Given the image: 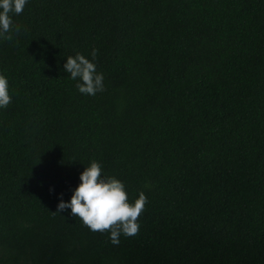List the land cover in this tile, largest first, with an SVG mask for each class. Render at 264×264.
<instances>
[{"label":"trees","instance_id":"trees-1","mask_svg":"<svg viewBox=\"0 0 264 264\" xmlns=\"http://www.w3.org/2000/svg\"><path fill=\"white\" fill-rule=\"evenodd\" d=\"M0 39V264H264V0H28ZM104 76L82 94L77 52ZM96 159L137 235L70 201ZM151 185V187H146Z\"/></svg>","mask_w":264,"mask_h":264},{"label":"clouds","instance_id":"clouds-1","mask_svg":"<svg viewBox=\"0 0 264 264\" xmlns=\"http://www.w3.org/2000/svg\"><path fill=\"white\" fill-rule=\"evenodd\" d=\"M28 0H0V39L13 40L12 33L19 34V25L13 28L12 15L23 12ZM98 50L93 49L92 60L77 52L67 56L64 68L72 80L78 81L76 87L85 95H95L104 91V76L97 72L93 62ZM12 102L7 77L0 73V108H7ZM80 184L75 188L70 201L60 200L57 211L71 210L82 224L92 232L108 233L109 241L118 246L121 235L131 237L140 229L139 217L147 204V196L140 191L138 198L130 201L125 184L115 176H103L102 166L93 159L80 175ZM151 187V185H146Z\"/></svg>","mask_w":264,"mask_h":264}]
</instances>
